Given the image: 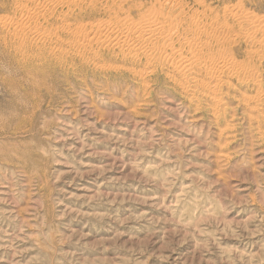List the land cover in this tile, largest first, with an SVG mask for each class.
Masks as SVG:
<instances>
[{
  "label": "rangeland",
  "instance_id": "374dc122",
  "mask_svg": "<svg viewBox=\"0 0 264 264\" xmlns=\"http://www.w3.org/2000/svg\"><path fill=\"white\" fill-rule=\"evenodd\" d=\"M164 1L63 0L40 22L47 30L72 31L126 17L137 23ZM21 2L0 0V16L14 20ZM180 7L184 13L174 16L182 17V37L172 52L191 57L188 38L222 36L201 20V12L212 9L209 20L225 19L236 33L233 44L211 57L224 54L253 69L238 75L258 84L259 94L241 90L257 95L253 113L238 105L232 88L222 93L233 127L228 137L220 136L225 125L212 122L206 105L197 112L181 104L184 94L175 91L174 73L163 65L143 80L145 88L128 70L143 69V62L126 61L117 50L99 47L101 61L74 50L58 57L56 50L57 62L43 64L31 84L10 60L13 50L6 54L0 44V264H264V43L260 47L259 36L248 37L247 30L254 25L250 19L264 21V0H183ZM228 9L243 16L239 25ZM200 25L207 27L203 34ZM69 32L65 38L74 40ZM161 40L146 51L161 47ZM256 48L258 54H250ZM205 52L198 54L207 59Z\"/></svg>",
  "mask_w": 264,
  "mask_h": 264
},
{
  "label": "bare ground",
  "instance_id": "6f19581e",
  "mask_svg": "<svg viewBox=\"0 0 264 264\" xmlns=\"http://www.w3.org/2000/svg\"><path fill=\"white\" fill-rule=\"evenodd\" d=\"M16 1H19V0H16ZM64 1H66V0H64ZM77 1H75V2H77ZM80 1L81 0H79V3H80ZM37 2H39V3H37ZM61 2H63V0H37V1L36 0H22L20 5L18 6L19 9H17V13H18V14L16 13L17 17L15 15L16 18L14 20L10 19L11 18L10 16H9V19L6 18L7 16H5V18H2V16H0L1 17L0 18V41H1L0 44L3 45L4 53L7 54L9 51V53L11 54V51L13 50L14 54L10 55V56H12V59H10V58L9 59L13 63H16L18 65V67H19L18 70H19V72L22 73L21 75H24L26 77L27 76L30 77L29 82H31V84H36L37 80H39V78L41 77L40 73L42 72V69H45V67L42 65L46 64V63L53 62L55 60L53 58L55 57V55H57V53L55 54L56 50L59 52L58 57L64 55L65 53H67L69 51L71 52L72 50H74V52H76V53L78 51L79 52L82 51V52H84L83 55L88 54L94 60V59H100V57L103 58V56H105V55H104V53L101 54L100 48H102V49L106 48L108 50H110V49L115 50V51L117 50L118 53H116V54H119V56H121L124 60L126 59V61H128V59H131L133 61V63L135 60L142 61L144 65H143V69L140 68L141 70H139L138 67H137L138 70L136 68L128 69V66L126 65L127 66L126 69H128L132 73V75L134 74L133 77L140 78L142 80V83L146 82L143 80H145L147 78L149 73L153 72L155 67L157 68V65L158 66L163 65L164 68H166L168 71L172 72V74L174 73L175 76H173L174 74L171 75V77H172L171 78V84L174 88L178 89L175 91L180 90L181 93L184 94L183 95L184 97L182 98L183 102L181 104L182 105L188 104L190 107L191 106L193 107L195 105L196 111L202 110L203 105H206L205 107H208L209 111L212 114V117H213L212 122H214L217 126L220 125V127H222L221 124L225 125V128L223 127V129H220V131L218 130L221 137L226 136V135H227L226 137H228L230 130L233 128L232 125H230L227 122L228 120H227V116H226V105H225L226 101L222 95L224 89H226L228 87L230 89L232 88L233 90H235V92L238 94L236 96L239 99L238 105L242 106V107L243 106L246 107L250 113L252 111H255L253 109L256 108L255 107L256 105L253 106V104H255L254 102L258 99L257 95L255 96V95L247 94V92L242 93L241 90L247 89V88L249 90V88H253V89L257 90V94H259V89L257 88L258 84L254 81V79L251 80V79H246L244 77L238 76L240 71H244V73H247L248 70H253V69H251V67L248 68L247 64L245 65V64H242V62L239 63L237 60L235 61V59H230V57L229 58L225 57L224 54H223V56L221 55L223 58L220 56V54L218 55L222 59L221 58L216 59L214 57H211V54L214 53V50L217 51V49H218V51H219L220 48L226 49L227 46H230L231 44H233L232 43L233 42L232 35H234V32L236 30L235 24H234V26L232 24L229 25L228 24L229 22H226L225 19L224 20H220V19L209 20L210 16H212L211 14H214V13H210L212 9H209L210 12L206 11L209 8V7L207 8L206 5H205L206 8L204 6H202L206 10L201 12V16H202L201 20L204 18L206 20V24L208 23L207 27L212 29L215 33L216 32L217 33L222 32V36H220V35L217 36L218 34H215V35L212 34V36L210 35L211 36L210 42H207L208 40H205V39H203V40H205L206 42H204L200 39H198L197 41L194 42L195 38L193 39V42H191L192 39L190 40L189 38L188 39L186 38L187 40L190 41L188 44L186 41L188 48L190 49V51L192 53L195 54V55H191V57H186V55L184 56L182 53H180L181 51L180 52L179 51L178 52H176V51L172 52V50H170V49H173V46L175 45V44L173 45L175 38L176 37H178V38L182 37V34L180 33V26H182L183 24L180 25L182 22L179 23L180 18H182V17H175L174 15H176V13L178 12L179 9L181 10L180 6H182L183 0H168V2L166 1L167 4L165 1H164L165 3L162 2L160 4V6L156 7V9L154 11L151 10L149 14L144 15L140 22H138L139 20H137V23L135 22V20L132 19L134 21V22H132L129 17H126L127 19H124V20H123V18L121 20H115L114 21V22H116L115 25H114V23H113V25L109 23L112 26H108L109 24H107V26L104 27L103 25L98 24L95 27L94 26L91 27L90 30H85L87 28L85 26H84L85 29H81L83 26H80L81 28H79L77 25L76 26L78 28L76 27L75 31H72V30H74V29H72V28H74L72 25H71L72 30L69 29L70 27L68 28L67 26L62 27V28H56L55 27L56 29L54 28L52 30L51 29L50 30L45 29L47 26L45 28H43V25L40 21L43 20L44 23H45V20L47 21V18L45 17V13L48 15V10H50L49 6H51V5L56 6L58 4L61 5ZM70 2H71V0H70ZM75 2H73V3L71 2L72 5L76 4ZM197 2H195V3H197ZM2 3H4V2H2ZM71 3H70V5H71ZM79 3H78V5H79ZM199 3H201V1H199L198 4ZM201 4L203 5V3H201ZM5 5H7V4H5ZM16 5L17 4H15L14 6H16ZM0 6H4V5H0ZM56 7L58 8V6H56ZM187 7H188V5H187ZM10 8H11V6H10ZM188 9L190 10V8H188ZM226 9H224V10H226ZM169 10L171 11L170 14H172V16H170V17H169V15H166V13H168ZM189 10H188V12H189ZM2 11H3V9H2ZM165 11H166V13H165ZM193 12H195V10ZM212 12H214V11H212ZM181 13H184V12L182 11ZM181 13H180V15H181ZM66 14H67V12H65V15ZM186 14H188V13H186ZM186 14H183V16H186ZM196 14H197V12H196ZM225 14L229 15L232 19H234L236 21L235 23L238 25L243 20V16L235 9H228ZM8 15H9V13H8ZM199 15H200V13H198V16ZM63 16H64V14H63ZM66 16L68 17V15H66ZM193 16L195 17L196 15H193ZM115 18L117 19L118 17H115ZM61 20H63V18ZM64 20H66V19H64ZM187 20H190L191 22H193L192 15H190L187 18ZM196 20H198V19L196 18ZM250 21L254 25H253V27L247 29L249 31L248 37H253L252 34H257L259 36V40H258L259 46L263 47L264 30L262 28H263L264 21H263V19L261 20V18L258 19L257 17L250 19ZM198 23L195 22V25H194V23L193 24L191 23L190 25L195 27L196 24H198ZM187 24H189V23H187ZM202 24H203V22H202ZM53 25H55V24H53ZM64 25H65V23H64ZM204 25H205V23H204ZM204 25H203V27H204ZM50 26H51V24H50ZM193 27H191V29H193ZM52 28H53V26H52ZM206 28L201 29V25L198 26V28L196 27V29L200 33L202 32V34H203V32H205ZM69 30L72 32L71 36L72 35L74 36V38H73L74 40L71 39L72 41L67 40L64 36L66 32L68 34ZM104 30L106 32H110L109 37L102 38V34H103L102 31H104ZM88 31H90V32L97 31V33H96L97 38L94 39V38L88 37ZM183 31H184V28H183L182 32ZM191 31H193V30H191ZM189 32H190V30H189ZM191 33L192 32H190V34ZM188 35H186L185 37H188ZM161 39L163 40V43L160 42L162 44L161 47L155 46V49H153L154 50L153 52H149L150 50H152L151 48L149 49L148 52L146 51V49L150 43L153 44V41L157 40V42H158V40H161ZM80 40H82V41H80ZM178 40L180 41V39H178ZM41 41H43V42H41ZM186 44L184 45V47L186 46ZM103 47H105V48H103ZM151 47H153V46H151ZM96 48H99L100 50H98V52H96L95 51ZM194 48H195V50H194ZM169 50L171 51V53L168 56H171V58L169 57V59H168L166 54L168 53ZM175 50H180V49H175ZM252 50H254V49H252ZM202 51H207L210 54V57L207 59H203L204 57L201 58L200 57L201 55L198 53H200ZM218 51L216 53H218ZM228 51H229V49H228ZM258 51L259 50H257V48H256L255 51H250L251 52L250 54H252V55L258 54ZM79 52H78V54H79ZM207 52H205V53H207ZM71 54H72V52H71ZM113 54L114 53L112 52L111 56ZM164 54L167 57V58H165V57L163 58L165 60L161 59V56ZM214 55H215V53H214ZM207 57H208V54H207ZM79 58H81V57H79ZM66 59H68V58H66ZM0 60L2 61V59H0ZM3 61H4V59H3ZM58 61H60V58L58 59ZM78 61L79 60L77 59L76 62H78ZM98 61L97 62L95 61V62L98 64L99 63ZM100 61H101V59H100ZM105 61H104V63H106ZM113 61L114 60H112V62ZM54 62H57V61H54ZM107 62H109V61H107ZM135 62H137V61H135ZM139 62H137V63H139ZM88 63H90V62H88ZM92 63H94V61H92ZM124 64H126V63H124ZM61 66H62V64H61ZM76 66H77V64H76ZM101 66H102V64H101ZM103 66L106 67V65H103ZM103 66L101 68L99 66V69L104 68V70H105V67H103ZM110 66H111V68L114 67L113 65H110ZM115 66H116V64H115ZM122 66L124 67V65H122ZM163 66H162V69H163ZM10 67H11V65H10ZM42 67H44V68H42ZM107 67H109V66H107ZM116 67H118V66H116ZM106 69H108V68H106ZM113 69L114 68H112L111 70H113ZM117 69H119V68H117ZM120 69H121V66H120ZM124 69H122V70H124ZM53 70H55V69H53ZM109 70L110 69H108V71ZM194 70H196V72ZM80 71H78V72H80ZM108 71H106V72H108ZM191 71H193L194 73L191 74L190 73ZM100 72H102V71H100ZM115 72H117V71L114 70V73ZM130 74L128 75V77L131 76ZM155 74H157V73H154V75ZM107 76H109V75H107ZM168 77H170V76H168ZM43 78H44V76L42 77V79ZM165 78H167V77H165ZM108 79H109V77H108ZM17 80H19V79H17ZM54 80H56V79H54ZM19 81H21V80H19ZM166 81H164V82L166 83ZM139 83H141V82H139ZM21 84H23V83L21 82ZM24 84H26V82ZM136 84H137V82H136ZM142 85L143 86L145 85V88L148 86V84H146V83H144ZM30 86L32 87V85H30ZM31 90H33V89H31ZM144 90H146V89H144ZM140 91H142V90H140ZM144 93H145V91H144ZM145 95H146V93H145ZM229 95H230V91H228L226 93L225 97H228ZM33 96H34V94H33ZM37 96L38 95H36V97ZM34 107H36V105ZM26 112H27V110H26ZM255 119H258V118H255ZM251 120H253V118ZM225 144H227V142ZM225 144H223V145H225ZM229 144H230V142H229ZM0 156H3V151H0Z\"/></svg>",
  "mask_w": 264,
  "mask_h": 264
}]
</instances>
